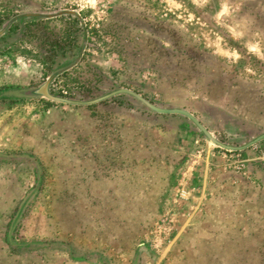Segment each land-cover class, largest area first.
Segmentation results:
<instances>
[{
  "label": "rangeland",
  "instance_id": "obj_1",
  "mask_svg": "<svg viewBox=\"0 0 264 264\" xmlns=\"http://www.w3.org/2000/svg\"><path fill=\"white\" fill-rule=\"evenodd\" d=\"M117 89L253 140L264 0H0V264H264V138Z\"/></svg>",
  "mask_w": 264,
  "mask_h": 264
},
{
  "label": "water",
  "instance_id": "obj_2",
  "mask_svg": "<svg viewBox=\"0 0 264 264\" xmlns=\"http://www.w3.org/2000/svg\"><path fill=\"white\" fill-rule=\"evenodd\" d=\"M48 83H49V81H46L40 88L35 89L33 91V94L52 98L53 96L48 92ZM118 93H126V94H129L131 96H134L140 102H142L145 106H147V108H149L150 110L155 111L157 113H163V114H174L175 113V114H181V115L186 116L188 119H190L199 128V130H201V132L206 136V138L210 142L216 143V139L213 136H211V134L202 126V124L191 113H189L188 111H186L184 109H181V108H162V107L156 106V105L152 104L151 102H149L148 100H146L145 98H143V97L139 96L138 94H136L130 90H127V89L114 90L112 92H109V93L97 98L96 100H101L103 98H107V97H110V96H112L114 94H118ZM96 100H94V101H96ZM263 138H264V133L258 135L256 138H254L253 141H251L247 145L253 144V143H255V142H257ZM231 148H233V147H231Z\"/></svg>",
  "mask_w": 264,
  "mask_h": 264
},
{
  "label": "trees",
  "instance_id": "obj_3",
  "mask_svg": "<svg viewBox=\"0 0 264 264\" xmlns=\"http://www.w3.org/2000/svg\"><path fill=\"white\" fill-rule=\"evenodd\" d=\"M66 102L69 104L72 103V101H70V100H66ZM253 140H251V141H253ZM251 141L247 142L246 144H242V145H230V144L224 143V142L216 139V143H212V142L211 143L214 144L218 149H221L222 151H224L226 153H232V152H239V151H242L246 148H249L252 144H250V145H247V144H249ZM231 147H233V148H231Z\"/></svg>",
  "mask_w": 264,
  "mask_h": 264
},
{
  "label": "crops",
  "instance_id": "obj_4",
  "mask_svg": "<svg viewBox=\"0 0 264 264\" xmlns=\"http://www.w3.org/2000/svg\"><path fill=\"white\" fill-rule=\"evenodd\" d=\"M251 152L250 151L248 152V154H247L248 158L250 157ZM247 157H246V159H248ZM251 157L253 158V156H251ZM246 165L248 167V170H250L251 173H253L255 171H257L260 174L264 173V158H262V157H259L258 160H254V161L249 160L246 162Z\"/></svg>",
  "mask_w": 264,
  "mask_h": 264
}]
</instances>
